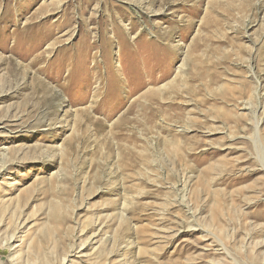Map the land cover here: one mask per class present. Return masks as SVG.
<instances>
[{
  "label": "rangeland",
  "instance_id": "obj_1",
  "mask_svg": "<svg viewBox=\"0 0 264 264\" xmlns=\"http://www.w3.org/2000/svg\"><path fill=\"white\" fill-rule=\"evenodd\" d=\"M264 264V0H0V264Z\"/></svg>",
  "mask_w": 264,
  "mask_h": 264
},
{
  "label": "bare ground",
  "instance_id": "obj_2",
  "mask_svg": "<svg viewBox=\"0 0 264 264\" xmlns=\"http://www.w3.org/2000/svg\"><path fill=\"white\" fill-rule=\"evenodd\" d=\"M66 263H67V262H66V258H63L62 261H60L59 264H66Z\"/></svg>",
  "mask_w": 264,
  "mask_h": 264
}]
</instances>
